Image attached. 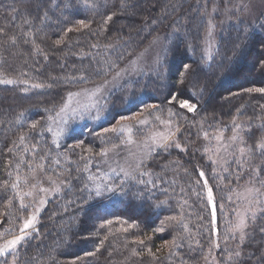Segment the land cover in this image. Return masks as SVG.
Returning a JSON list of instances; mask_svg holds the SVG:
<instances>
[{
  "label": "trees",
  "instance_id": "trees-1",
  "mask_svg": "<svg viewBox=\"0 0 264 264\" xmlns=\"http://www.w3.org/2000/svg\"><path fill=\"white\" fill-rule=\"evenodd\" d=\"M127 2L131 7L120 14V0H95L98 5L95 11L85 8L84 0H0V28L5 29V33L0 34V73L4 78L29 81L28 85L0 84V233H3L0 242L19 233L24 220L37 206V201L28 197L25 200L28 204L26 210L20 209L18 199H13L12 205L6 207L8 198L14 196V192L11 187H3L5 181L10 185L19 174L27 177L29 181L27 185L22 183L24 190H28L33 183L39 185L48 182L49 177L60 185V191L54 194L38 215L35 227L29 231L30 235L17 246V264H72L73 261L76 264H200L215 244H219V247L215 249L214 258L218 264H224L229 252L238 249L234 244L233 233L229 231L236 217V195L249 182L253 169H261L260 178L264 180V155L254 152L250 157L240 158L243 164L241 167L236 161L239 156L233 154L223 168L214 171L208 154L202 149V141L205 132L208 137L228 132L234 116L235 121L245 120L250 124L245 146L254 147L256 141L264 136V108H261L264 105V95L243 91L249 87H264V70H261L259 64V60L264 57H261L258 45L241 57L234 70L222 80L217 82L216 76H213L215 87L209 84L201 98L191 97V101L198 104L195 113L180 109L178 101L168 104L169 92L176 91L178 87L171 74L166 80H160L155 75L145 76L134 81L132 85L127 84L119 89L106 101V124L102 127L114 122L116 119L113 117L139 112L142 107L137 101L139 96L145 104L157 103L161 106L162 110L148 117L152 124L156 121L155 116H160L162 119H171L180 128L176 139L185 150L175 147L167 151L162 149L141 169L150 171V176L140 177L136 174L137 179H151L157 185L155 189L152 184L147 185L154 193L151 199L147 196L142 200L137 199L134 194L143 191L145 186L128 181L123 186L127 195L105 194L95 197L93 193L94 198L88 200V191L81 189L86 182L89 188L94 187L87 181L90 174L100 176L97 183L106 180L108 183L120 185L121 180L117 176L104 177L100 171L97 172L99 156L95 154L103 148L121 144L125 135L99 133L94 136L96 144L86 139L81 147L76 148L74 146L77 143L71 141L67 132L56 136L51 121L47 119L49 116L55 117L58 110L56 106L62 98H66L68 91L104 80L154 36H166L171 32L175 21L181 26L186 19L192 21L187 24V29L190 30L188 35H182L181 40L198 45L194 58L199 61L203 48L193 24L201 13H204L205 20L209 18L207 13H210L212 0ZM198 3L199 12L194 11ZM65 5L70 7L65 8ZM14 8L19 9V12L13 22L11 17ZM45 11L51 20L42 24L39 18ZM110 12L118 15L106 31H101L102 22ZM24 18L33 20L32 35L28 37L19 34V25ZM80 19L89 23V29L68 32L64 43L56 46L55 40L64 35L66 29L77 26L76 22ZM154 19L157 23L152 25ZM229 27L219 37L220 46L210 63V71H216L217 75L219 70L216 65L222 59L227 63L224 58L232 55V45L238 33L236 26ZM243 27L240 25L241 30ZM27 30L28 26L25 25L24 31ZM256 30L259 32V24ZM184 31L182 27L181 32ZM12 35L17 36L15 44L8 42V37ZM93 44H98L99 47H91ZM35 45H39L42 52L34 51ZM107 45L113 47L108 48ZM45 54L48 56L47 60L44 59ZM121 55L124 57L122 60L118 59ZM192 58L191 53H185L184 44L181 43L175 54L170 56V62L179 59L187 62ZM105 61H115L117 64L116 69L107 75L105 71L108 65ZM95 69H100L99 74ZM82 73L85 76L83 81L78 79ZM50 77H57V80L52 81ZM69 77L77 79L71 80ZM200 82H204L203 76ZM32 83H53L54 86L33 89ZM24 87H28L29 91L22 92L20 89ZM189 88L190 85L184 86L183 94L178 100L190 98ZM231 93L240 95L232 96ZM169 108L177 114L169 117ZM237 109H240L239 113ZM22 112L24 115L17 121ZM35 121L42 123L32 130L29 125ZM49 127L52 131L47 130ZM21 133L27 134L25 145L9 152L8 149L18 142ZM33 144L37 145L35 149L32 148ZM25 146L28 151H24ZM88 148L92 149L91 153L86 151ZM89 156L92 157V163L88 165L89 171L85 173L82 169L87 160L82 157ZM41 157L44 159L41 160ZM17 163L21 165L19 169L16 168ZM29 163L35 169L34 173L29 170ZM38 164L43 165V170L36 167ZM199 170L205 172V178L213 191L216 234L212 228L211 209L207 204L203 180L196 183L200 179ZM160 200H167L168 203L160 208L153 207ZM181 213L183 223L188 226L187 232L183 225L174 222L164 233L153 232L162 219L167 216H180ZM106 220H112L113 223L100 227ZM121 221H136L137 226L124 232L122 229L127 227V223ZM249 226L248 240L239 247L242 257L238 264H264V233L259 230L264 227V216L251 221ZM146 236H152L153 239L144 246L132 243ZM173 236L182 237L179 241L181 246L170 258H165L168 254V249L164 247L165 241H171ZM101 240H104V244L96 252ZM148 247H151L158 259L153 260L147 255ZM133 248L140 255H133ZM157 249L160 251L157 252ZM86 252L96 254L85 256ZM77 257L82 259L77 260ZM13 258L14 255L8 253L0 258V264Z\"/></svg>",
  "mask_w": 264,
  "mask_h": 264
},
{
  "label": "snow or ice",
  "instance_id": "snow-or-ice-1",
  "mask_svg": "<svg viewBox=\"0 0 264 264\" xmlns=\"http://www.w3.org/2000/svg\"><path fill=\"white\" fill-rule=\"evenodd\" d=\"M85 8L91 9L95 11L98 8V5L95 3V0H84ZM70 7V5H65V8ZM131 5L127 2V0H120V9L121 13L123 14L124 10H127L130 8ZM205 9L207 8V3L204 5ZM245 12H249L250 8L248 5H242L241 6ZM240 9L238 8L237 11ZM13 15L11 17V20L14 22L16 20V13L19 12V9H13ZM194 11L199 12V3L197 5V8L194 9ZM218 11L217 7H213L212 13H215ZM212 13H207L209 18L207 20L204 19V13H201V15L196 19L195 23L193 24V27L196 30L197 36L200 38L201 43L205 45V47L202 49V54L200 56L199 61H197L195 57V53L197 50L198 45L191 42V41H182L181 37L182 35L186 37L190 30L187 29V24L192 22L190 19H186L183 26L179 24L178 21H175L173 24L172 31L169 32L165 37L164 40L167 41L166 43L161 42V37L159 35L154 36L153 40L150 42V45L148 48L144 50V53L139 54L137 58L133 61H130V66L134 71H137V74H139V64L140 60L143 58L144 54L149 52L153 46H158V50L156 51L155 58L152 61V68L149 72L150 75H155L160 80H166L168 76L171 74L175 78V83L178 86L176 88V91H170L169 96L167 97L168 104L171 105L178 101V105L180 109L187 110L188 113H195L198 110V104L191 101V97H195L197 99L201 98L204 94V92L208 89L209 84H213L212 77L216 76L217 82L222 80L225 76H227L229 73H231L235 66L238 64L239 59L243 57L247 52H250L251 50L255 49L256 46H259L261 57H264V22H261L259 24V32H257V25L256 22L253 21L252 23H248L247 21H244L240 16H237L236 24L235 26L238 29L237 36L235 37V43L232 45V55L228 56L224 59L227 60V63L222 61L216 65V68L219 70V75H217L216 71H210L211 64L209 63L210 60H213L214 57L208 55L210 49L215 46L218 47V42H214V37L216 35V22L212 18ZM118 15L116 12H110L105 19L102 22L101 31H106L108 27L110 26V23L113 22L114 18ZM41 23L43 24L46 20H51V17L49 16L48 12L45 11L43 15L39 18ZM231 19V17H229ZM33 20L32 18H24L22 23L19 25L20 27V33L21 35L28 37L32 35V25ZM157 23V20H152V25H155ZM223 23V21H221ZM77 26L70 27L66 29L64 35L60 36L58 39L55 40V45L59 46L62 45L65 41V36L68 32L76 31L80 32L84 29H89V23H86L85 20L80 19L76 22ZM243 24L244 27L241 30L240 25ZM28 26V30L24 31V26ZM184 28L185 31L182 33L181 28ZM122 30V29H121ZM39 31V29H37ZM5 29L0 28V34H4ZM17 40L16 35H12L8 37V42L15 44ZM131 40V35L129 36V41ZM27 43V40L25 41ZM181 43L184 44V51L185 53H191L192 59L188 60L186 62L185 59H179L175 62H170V56L175 54V50L179 49L181 46ZM33 44H35V41L33 40ZM93 48H98V44L91 45ZM106 47L111 48L112 45H107ZM34 51L42 52L39 45H35ZM44 59L47 60L48 56L45 54ZM118 59L122 60L124 59L123 55L119 56ZM105 63L108 65L107 70L105 71V75H107L108 72L112 71L113 69H116L117 64L115 61H105ZM260 68L261 70H264V58H261L259 60ZM195 65V66H194ZM97 74H99L100 69H95ZM128 74V69H120L119 71H115L112 75L111 81L108 79H104L102 84L97 85L93 90H89L87 88H81L79 91L73 92L68 91L66 93V98H62L61 102L58 106V110L55 113V117L49 116L47 119L49 121L54 120L57 117H61V114L67 113V111L71 110L73 112H76L78 109H87L90 110L91 108H95L97 110V116L94 117V119H99L101 110H107L106 105H101L99 103V100L97 99V96H103L105 92V86L109 83L112 84L114 89H122V85L120 83L121 80L125 78V76ZM201 76L204 77V82H200ZM68 79L76 80L77 77H69ZM79 80L83 81L85 79L84 74L82 73ZM50 80L55 81L57 80V77H50ZM23 84L28 85L29 81L24 79H13V78H4L3 74L0 73V84ZM126 83L129 85H132L134 81L127 80ZM190 85L189 92H190V98L186 99H179L178 98L183 94L184 86ZM54 85L53 83H32L31 88L38 89V88H52ZM213 87H215V84H213ZM22 92H28L29 88L24 87L20 89ZM244 92L248 94L252 93H259L264 95V87H249L243 90ZM232 96L240 95V93H231ZM81 98H84L87 100V103H81ZM227 99V97L225 98ZM137 101L142 107L139 111V118L137 117H129L126 115H119V118L116 119V117H113V119H116V123L110 127L105 128L104 132L108 133H115V134H124L127 132L128 138L127 140H122L121 144H132L134 141L132 140V126L129 124L123 123L124 121H127L129 119H135L136 124L139 125H146L150 121L148 117L153 116L155 112L158 110H162L160 104L157 103H148L145 104L143 100L139 99V96H137ZM76 103L77 107H72L73 103ZM243 107V106H242ZM261 108H264V105H261ZM46 111H50V109H45ZM237 112H240V109H237ZM172 108L168 109V116L172 117L176 115ZM24 113H20V116L17 117V121H19L20 117H22ZM156 120H159L161 124H165L168 126L167 132H154L152 133L148 139L151 141V145L146 144L145 146L149 149V152H153L156 150L157 147L164 149L167 151L168 149L175 147L176 149H180L181 151H184L185 149L182 148L181 144L176 139V133L180 131L179 126L175 128V131L172 130V124L173 121L171 119L168 120H162L160 116H155ZM236 117H233V123L235 124ZM41 121H35L29 125L30 129L35 130L37 127L41 124ZM241 126L239 124H235V129H239ZM48 131H52L51 127L47 129ZM61 132H63V129H61ZM25 133H21L18 137V142L14 143L12 147L8 149L9 152H13L14 150H18V147L20 145H25L26 140ZM56 135H60V133H56ZM205 138H208V133H204ZM217 140L222 139V137L217 136ZM233 142L239 139L238 135H233L230 138ZM83 144V141H79L74 147L79 148ZM37 145L33 144L32 148L35 149ZM59 147V145H57ZM73 147V146H70ZM119 146L118 145H112V148H103L99 153H96V156L99 157H107L109 152L115 151ZM205 152L209 151V149L205 148ZM226 150V149H225ZM24 151H28L27 146L24 147ZM87 152L91 153L92 149L88 148L86 150ZM219 151V149H217ZM254 152L260 153L261 155H264V136L260 137L254 147L253 146H242L239 148L240 157H250L251 154ZM240 157L236 158L237 164H239L241 167H243V164L241 162ZM41 160L44 159V157L40 158ZM82 159H86L87 163H85L84 168L82 169L83 172L87 173L89 171L88 165L92 163V157H82ZM211 159V157H209ZM21 162H23V156L21 155ZM58 164L59 161H56ZM178 163V162H174ZM212 163L215 164L216 161L212 160ZM20 163L16 164V168H20ZM37 168L43 170V165L38 164L36 166ZM144 167V160H139L134 168H131V170L126 169L124 167L119 168V172L117 173V178L121 180L120 185H116L114 183H108L106 180L102 181L100 183H97V181L100 179V176L96 174H90L87 176V181L91 182L94 187L89 188L88 183L86 182L84 184V188L81 189V191L87 190L88 200L93 199V193L95 197H102L105 194H118V195H127V192L124 190L123 186L124 184L128 183V181H134L136 184L144 185V190L136 192L134 195L137 199H144L145 196H147L149 199L152 198L154 195L153 191L151 189L147 188L148 184H152V188L155 189L157 185L153 183L151 179L144 180V179H137V173L140 177L144 176H150V171H141V169ZM28 168L30 172H35V169H33L32 164H28ZM111 172H116L117 170L114 168L109 169ZM225 171H228L227 168L224 169ZM81 171V170H78ZM185 171H187L185 169ZM215 171V169H214ZM253 175L250 176L248 184L250 186L245 187L242 194H238L237 198L239 200L246 202V207L243 208V210L237 209L236 216L237 220L235 223L231 225L229 228V231L234 234L239 232L240 234V241L243 243L246 239V228L248 227V219L251 218L252 221H255L259 216H264V180L260 178V172L262 171L259 168H255L252 170ZM97 172H99V168L97 169ZM10 176L12 175L11 171L8 173ZM199 178L196 183L199 184L200 180H203V187L207 189V204L211 207V223L213 232H215V225H216V206L214 203V197H213V191L212 188L209 187L208 181L205 178V172L203 170H199ZM106 176L107 174H103ZM34 178V177H33ZM239 178V177H238ZM49 181L52 184H55V181H52L49 177ZM22 183L24 185H27L29 183L27 177H22L19 174L16 175V178L14 181L11 182L9 185L8 181L4 182L3 187L7 189L8 187H11V189L14 192V196L9 197L6 202V207H10L12 205L13 199H18L20 204V209L26 210L28 207V204L25 203L26 198L28 197H35L37 194V191L40 193H48L50 190L46 189L44 187H38L37 183H33L30 185L28 190H24L21 185ZM257 184L259 186H257ZM52 192H58L60 191L59 186H56L51 189ZM183 191V189H182ZM199 195V194H197ZM229 199H231V196H229ZM47 201L41 197L39 200L40 207H36L34 213L30 214L23 222L22 226L20 227L19 235H14L11 239L5 240L3 243H0V256H5L8 253H12L14 255V258L11 261H4L3 264H17V259L15 258V254L17 251V246L24 241L30 233L27 231L30 228H33L35 222H36V214L41 211V207L46 203ZM167 200H160L158 201L153 207L160 208L161 206L167 204ZM221 209L223 208V205H220ZM120 218H117L119 220ZM175 223L177 225H183L184 231H188L187 224L183 223V214L181 213L180 216H167L164 219L160 221L159 226L153 229L154 233H164L168 227L172 225V223ZM113 223L112 220H106L103 222V224L100 225V227H104L105 225H111ZM121 223H127V227L123 228L122 231L128 232L129 229H132L137 226V222L133 221L132 223H128L127 221H121ZM261 233H264V227H261L260 229ZM10 231V230H9ZM0 236H3V233H0ZM107 239V236L105 237ZM153 239L152 236H146L144 239H138L133 241L132 243L144 246L147 241H151ZM182 239V237L179 236H173L171 241H165L164 247L168 249L167 257L170 258L174 253L175 250L180 247L179 241ZM104 244V240L100 241V244L96 248V252L100 250V247H102ZM215 247H219V244H215ZM160 249H157V252H159ZM96 252H86L85 256H94ZM146 253L148 256L152 257L153 260L158 259L156 253H153L151 247H148L146 250ZM133 255H140V252L136 249H132ZM242 257V252L239 250V247L234 252H229L228 256L225 258L224 264H238L239 259ZM82 259L81 257H77V260ZM72 264H76V261H73Z\"/></svg>",
  "mask_w": 264,
  "mask_h": 264
},
{
  "label": "rangeland",
  "instance_id": "rangeland-1",
  "mask_svg": "<svg viewBox=\"0 0 264 264\" xmlns=\"http://www.w3.org/2000/svg\"><path fill=\"white\" fill-rule=\"evenodd\" d=\"M242 5H248L250 8L249 12H245ZM217 7L218 11L215 13H212L213 7ZM240 9L237 11V9ZM210 13H212V18L216 22V35L214 37V42H218V47L220 46V39L221 35L225 34L227 31V28L229 29V26H235L236 24V17L240 16L244 21H247L248 23H252L253 21L256 22V25L260 24L261 22H264V0H212V4L210 7ZM231 17V19H229ZM223 21V23H221ZM241 26H244L241 24ZM161 37V42L165 43L164 37L165 35L158 34ZM157 36V35H156ZM153 40V39H152ZM151 40V41H152ZM149 41L145 46L141 47L137 51L133 52L126 61L116 70L119 71L120 69H128V74L125 76L123 80L120 81L122 88L126 86L128 83H126L127 80L136 81L139 80L145 76H149V72L152 68V61L155 58L156 51L158 50V46H153L151 50L144 54L143 58L140 60L139 64V74H137V71H134L130 66V61H133L139 56V54L144 53V50L149 47L150 42ZM205 45L202 43V48H204ZM218 47L213 46L208 55L213 56L215 58L216 51ZM212 60L209 61L211 63ZM114 74V73H113ZM108 76L105 79H108L111 81L112 75ZM102 81H97L92 84H88L86 86H83L82 88H87L90 91L93 90L97 85L102 84ZM81 89V88H80ZM80 89H77L73 92L79 91ZM119 89H114L112 84L109 83L105 86V92L103 96H97V99L99 100V103L101 105H106V101L109 99V97L118 91ZM81 103H87V100L84 98H81ZM72 107H77L76 103L74 102L72 104ZM107 110L102 109L100 118L94 119V117L97 116V110L95 108H91L90 110L87 109H78L76 112H73L71 110L67 111V113L61 114V117H57L54 120L51 121V127L54 131V133H63L67 132L70 135L71 141H75V143H78L79 141H85L86 139L90 140V143L96 144L97 140L94 139V136L99 133H104L105 128L112 127L115 123L112 122L110 125L106 127L105 126V118H106ZM139 112H135L130 115H126L129 117H137L139 118ZM119 118V117H118ZM116 118V119H118ZM162 119V118H161ZM169 118L162 119V120H168ZM156 120V119H155ZM123 123L129 124L132 126V140L134 143L132 144H119L118 148L115 151L109 152L107 157H99L98 159V168L101 174H107L106 176H117V173L119 172L120 167H124L126 169L131 170V168L135 167V164L143 159L144 165L151 159L155 153L162 150V148L157 147L155 151L149 152V149L145 146L146 144L151 145V141L148 139V137L154 133V132H167L168 126L165 124H161L159 120H156L154 124L152 122H149L146 125H139L136 124L135 119H129L127 121H124ZM235 124H239L241 127L239 129H235ZM235 124L233 123L231 128L228 132H224V134H213L209 136L208 138H204L202 141L203 144V150L205 148L209 149L206 153L208 154L211 159H209L210 163L212 164L214 169H221L223 168L232 158L233 154H236L240 157L239 148L242 146H245V140L246 136L249 134V122L243 120V121H235ZM177 127V124L173 122L172 124V130L175 131V128ZM61 129H63V132H61ZM96 131V132H95ZM95 132V133H94ZM177 134V133H176ZM125 140L128 138L127 132L124 133ZM233 135H238L239 139L236 141H232L230 138ZM57 136V135H56ZM220 136L222 139L217 140L216 137ZM112 148V147H111ZM219 149V151H217ZM226 149V150H225ZM243 158V157H240ZM212 160H215L216 163L213 164ZM114 168L117 171L111 172L109 169ZM104 176V175H103ZM104 176V177H106ZM53 181V180H52ZM59 186L58 182H55V184H52L50 181L46 183H41L38 185V187H44L46 189H49L50 191L48 193H40L37 191V194L33 198L37 201V206L39 205V200L41 197H43L47 202L52 199L55 193L52 192L51 189ZM250 186L248 183L242 186L238 191L236 197L238 194H242L245 187ZM257 186H259L257 184ZM206 196H207V189H206ZM236 201L238 203L237 209L243 210L244 207H246V202L239 200L236 198ZM47 202L41 207V211L46 206ZM215 203V202H214ZM211 209V207H210ZM35 211V210H34ZM31 212L30 214L34 213ZM36 214L37 218L38 215L41 213ZM236 215V211H235ZM36 218V219H37ZM237 220V216L235 217V222ZM251 218L248 219V227L246 228V239L244 242L248 240V237L250 235V222ZM234 222V223H235ZM36 222L33 226L35 227ZM33 228L28 229L29 232ZM217 232V229L215 228V234ZM17 233L16 235H19ZM13 237V236H12ZM7 238V239H11ZM6 239V240H7ZM234 244L237 245V248L240 247L241 241H240V234L239 232L234 234ZM5 240L1 241L0 243H3ZM217 247L213 246V248L210 250V252L204 257V259L201 261L200 264H218L217 261L214 258V252ZM236 248V249H237ZM3 256H0V258Z\"/></svg>",
  "mask_w": 264,
  "mask_h": 264
}]
</instances>
